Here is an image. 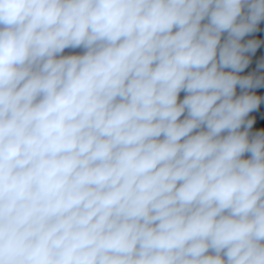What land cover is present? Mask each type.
<instances>
[{"label": "clouds", "instance_id": "9594fccd", "mask_svg": "<svg viewBox=\"0 0 264 264\" xmlns=\"http://www.w3.org/2000/svg\"><path fill=\"white\" fill-rule=\"evenodd\" d=\"M262 21L0 0V264H264Z\"/></svg>", "mask_w": 264, "mask_h": 264}, {"label": "crops", "instance_id": "0c3cea01", "mask_svg": "<svg viewBox=\"0 0 264 264\" xmlns=\"http://www.w3.org/2000/svg\"><path fill=\"white\" fill-rule=\"evenodd\" d=\"M261 28H264V21L261 22L260 25ZM254 35H258V34H254ZM249 38H253V37H245V39H249ZM83 49H65V52L63 53L64 55H71V54H78L79 52H82ZM184 93H181V98L183 97Z\"/></svg>", "mask_w": 264, "mask_h": 264}, {"label": "built area", "instance_id": "2783aa9c", "mask_svg": "<svg viewBox=\"0 0 264 264\" xmlns=\"http://www.w3.org/2000/svg\"><path fill=\"white\" fill-rule=\"evenodd\" d=\"M78 54H82V52H79Z\"/></svg>", "mask_w": 264, "mask_h": 264}]
</instances>
